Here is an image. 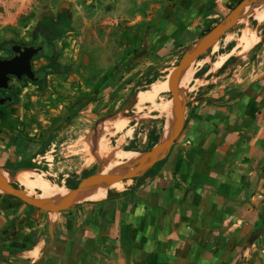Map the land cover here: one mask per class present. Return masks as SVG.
Listing matches in <instances>:
<instances>
[{
    "label": "crops",
    "instance_id": "0c3cea01",
    "mask_svg": "<svg viewBox=\"0 0 264 264\" xmlns=\"http://www.w3.org/2000/svg\"><path fill=\"white\" fill-rule=\"evenodd\" d=\"M153 1L156 22L127 35L132 43L122 58L112 54L99 93L83 87L70 101L67 91L35 85L0 108L1 169L29 166L72 115L104 108L149 66L176 62L238 7V0ZM214 84L189 95L164 154L110 185L103 199L53 213L0 195V264H264V64ZM106 120L124 130L130 117Z\"/></svg>",
    "mask_w": 264,
    "mask_h": 264
},
{
    "label": "rangeland",
    "instance_id": "374dc122",
    "mask_svg": "<svg viewBox=\"0 0 264 264\" xmlns=\"http://www.w3.org/2000/svg\"><path fill=\"white\" fill-rule=\"evenodd\" d=\"M254 8L264 10V0L257 2ZM155 11L153 0H0V59L9 55L5 51L7 45L30 43L38 28L51 26L57 30L55 57L35 61L34 68L40 70L52 65L54 74L47 75L43 85L26 82L19 86L17 96L25 87L35 85V90L39 91L43 87L54 92L59 89L63 93L67 91L66 99L70 101L83 91V87L89 91L88 95L96 94L99 93L97 82L114 64L112 54H117L115 59L122 58L126 47L132 43L126 40L127 35L139 34L140 27L155 23ZM251 17L254 18V14L247 13L242 22H234L222 36L215 38L216 45L204 46L192 65L194 72L196 70L195 78L193 76L194 80L183 91L184 105L197 89H204L215 82L214 85H221L241 74L245 65L255 69L263 66L264 22ZM247 31L259 38L248 54L249 50L242 53L240 43ZM201 47L202 44H199L198 48ZM191 48L180 53L176 62L163 61L149 66L141 78L133 79V86L120 88L112 94L104 108H90L84 113L72 115L67 126L53 130L52 135L46 137L52 143L45 150L39 149L35 160L29 166L17 169L18 173L32 170L35 172L33 180L78 188L96 175L101 163L104 167L115 161L117 150H152V139L161 130L162 120L167 119L160 109L161 104L171 101L173 93L170 90L160 94L154 102L143 104H140L139 96L149 94L155 84L165 80L171 86L176 70ZM118 64L116 60L115 65ZM205 73L208 74L206 78L203 77ZM10 85L18 86L14 80ZM193 89L196 90L193 92ZM112 117H130V122L124 130L110 127V131H104L101 128L104 120ZM101 147H105L104 156L99 154ZM16 177L9 175V182L25 190ZM124 182L126 180L119 183L122 185ZM39 194L40 191L36 190L32 197L38 198Z\"/></svg>",
    "mask_w": 264,
    "mask_h": 264
},
{
    "label": "bare ground",
    "instance_id": "6f19581e",
    "mask_svg": "<svg viewBox=\"0 0 264 264\" xmlns=\"http://www.w3.org/2000/svg\"><path fill=\"white\" fill-rule=\"evenodd\" d=\"M259 1H261V0H253L252 2L250 1V2L246 3L245 6L238 12V22H242L246 18L247 13H249V12L254 14V17L256 20L264 22V10H262V11L254 10L255 9L254 6ZM258 41H259L258 37H256L254 34H250L249 31H247V34L245 36H243V38L241 39V42H240L241 47L243 48L242 53H245L248 50L252 49L258 43ZM216 43H217L216 39H212L210 41V44H212V45H216ZM197 49H198V45L194 46L190 50V55H194L196 53ZM195 62L196 61L194 60V61L187 63V65L181 70L179 77H178V80L174 85V91L176 94L179 95V97L181 99L183 98L184 89L187 87L188 83L193 79L195 72L192 69V65ZM218 65H219V63H218ZM173 75L171 74V76H173ZM170 90H171V88L169 85V81L165 80L163 83L155 84L153 90L149 94L142 96L140 98L139 102H140V104L146 103L148 101L154 102L160 94L167 93ZM160 109H161L162 113L164 114V116L167 117L165 131H164L163 136L161 138V144H164V143L170 141L171 139H173V137L175 136L176 127H177V124L179 123V121L181 119V116H180L179 104L173 98L171 101H163ZM107 121L108 120L104 121L102 124V127H101L104 131H110L111 130L110 124H108ZM121 130L122 129H117V131H121ZM104 148L101 147L99 149L100 156L105 155V149ZM114 149H116V148H114ZM91 151H93V150H91ZM144 157H145V154L137 152V151L117 150L115 152L116 160L109 163V164L104 165L101 175L111 176V177L116 179L117 177H119L121 175L131 174L134 167L143 163ZM160 157H161V154L152 155L143 167H147V166L151 165V163L155 162ZM95 159H96V157H95ZM34 173L35 172L32 170L31 171L28 170V171H21L17 175L19 182L25 188L27 197L31 198L33 196V192L36 190H39L40 194L38 195L37 199L40 202H42L43 204H45V206H48V207H61L65 202H67L69 199L72 198L73 191L71 189H69L68 187L51 184L45 180L44 181L39 180V179L33 180L32 177H34L33 176V175H35ZM0 177L7 180V181L10 180L9 173L6 170L1 169V168H0ZM109 186H110V184L107 181L101 180L95 186H93L91 188L83 189L80 192L77 200H75L73 202V205L84 203L87 201H99V200L103 199L106 196L107 191L109 190ZM0 193L1 194H3V193L7 194L8 191L6 189L2 188L0 185Z\"/></svg>",
    "mask_w": 264,
    "mask_h": 264
},
{
    "label": "water",
    "instance_id": "95a60500",
    "mask_svg": "<svg viewBox=\"0 0 264 264\" xmlns=\"http://www.w3.org/2000/svg\"><path fill=\"white\" fill-rule=\"evenodd\" d=\"M252 2L253 0H245L242 2L230 15V17L225 21V23L215 31L211 32L209 35H207L204 39H202L199 43H197L195 46L202 44L201 48H198L196 53L194 55H190L188 53L185 58L183 59L181 65L178 67V69L175 72V75L173 77V80L171 82V91L173 93V99H175L178 104H179V110H180V116L181 119L179 123L177 124L176 127V133L173 139L170 141L164 143V144H159L155 146L151 151L145 153V157L143 159V163L140 165H137L134 167L133 171L131 174L128 175H121L117 177L116 179L111 177V176H106V175H101L103 171V164L101 163L97 169L96 175L94 177H91L89 180H86L84 183H82L78 188L76 189H71L73 191V196L71 199H69L67 202H65L61 207H48L45 206L42 202H40L37 198L34 197H27L26 196V191L16 187L15 185L11 184L9 181L3 179L0 177V185L2 188L6 189L8 191L7 194L10 196L22 201L23 203L42 209L47 212H53L57 213L60 211L67 210L71 208L73 205V202L77 200L79 197L80 192L85 189V188H91L95 186L99 181L105 180L107 181L111 186L114 184H117L119 182H123L124 180H130L140 173H142L147 167H143L145 163L150 159L152 155L155 154H161V156L164 154V152L167 150L169 145L172 143V141L175 139L178 130L183 122V116H184V109L185 105L182 102V99L179 97L178 94L175 93L174 91V85L178 80L179 74L181 70L187 65V63L194 61L198 58V56L201 54V50L204 48V46H207L210 44V41L212 39L218 38L222 36L232 25L234 22L238 21V12L245 6L246 3ZM194 47V46H193ZM192 47V48H193ZM191 48V49H192ZM40 49H36L34 47H25L24 49L21 48V46L15 45L13 47V52L16 54V56L12 59H0V91L1 90H8L10 88V81L11 77H15L17 80H22L23 77H26L29 81L36 83L38 79L35 77V72L32 67V60L38 56L41 52ZM13 99L11 97H0V105L4 106L7 102H12ZM166 126V123H165ZM165 126H164V131H165ZM49 141L45 144L43 150L47 148L49 145ZM154 163V162H153ZM151 163V164H153ZM19 170H13V171H8L9 175L11 177L18 175Z\"/></svg>",
    "mask_w": 264,
    "mask_h": 264
},
{
    "label": "flooded vegetation",
    "instance_id": "af4514ba",
    "mask_svg": "<svg viewBox=\"0 0 264 264\" xmlns=\"http://www.w3.org/2000/svg\"><path fill=\"white\" fill-rule=\"evenodd\" d=\"M56 34H57V30L54 29L53 27L43 26L38 28L37 31L33 34L30 43L18 45L21 46L22 49H24L25 47H34L36 49H40V48L42 49L40 54L32 60V67L35 72V77L38 79L36 83L39 85H43L45 83V79L47 75L45 71H42L41 69L35 70L34 62L43 58L53 59L55 57L56 51H55L54 39ZM15 45L17 44L12 43L5 47V51L9 52V55L7 57H4L3 59H12L16 56V54L13 52V47ZM13 80L18 84V86L10 85ZM26 82H31V81H29L26 77H23L22 80H17L15 77H11V81L9 83L10 88L8 90H1L0 97H11L13 99L12 102L16 101L17 91L19 89V86L24 85ZM8 103L11 102H7L6 104Z\"/></svg>",
    "mask_w": 264,
    "mask_h": 264
},
{
    "label": "trees",
    "instance_id": "16d2710c",
    "mask_svg": "<svg viewBox=\"0 0 264 264\" xmlns=\"http://www.w3.org/2000/svg\"><path fill=\"white\" fill-rule=\"evenodd\" d=\"M245 0H238V3H237V5L239 6L242 2H244ZM53 66L51 65H49V66H47V67H43L41 70L42 71H45V73H46V75H49V74H54V70H53ZM35 84H37V83H35ZM0 108H2V106H0ZM163 121V125H164V123H165V119H163L162 120ZM153 143L151 144V147L150 148H152L155 144H156V141H157V136H155L153 139ZM51 142V141H50ZM52 143V142H51ZM46 143H44L43 144V146L45 145ZM51 145V144H50ZM129 150H131V149H129ZM67 187L69 188V189H76V186H72V185H67ZM10 198H12V196H9Z\"/></svg>",
    "mask_w": 264,
    "mask_h": 264
},
{
    "label": "built area",
    "instance_id": "2783aa9c",
    "mask_svg": "<svg viewBox=\"0 0 264 264\" xmlns=\"http://www.w3.org/2000/svg\"><path fill=\"white\" fill-rule=\"evenodd\" d=\"M54 147V146H53ZM44 159H45V157H44Z\"/></svg>",
    "mask_w": 264,
    "mask_h": 264
}]
</instances>
